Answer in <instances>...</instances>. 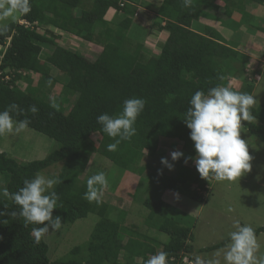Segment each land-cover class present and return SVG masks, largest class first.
I'll return each instance as SVG.
<instances>
[{
  "label": "trees",
  "instance_id": "16d2710c",
  "mask_svg": "<svg viewBox=\"0 0 264 264\" xmlns=\"http://www.w3.org/2000/svg\"><path fill=\"white\" fill-rule=\"evenodd\" d=\"M216 1L193 0L192 6L185 9L183 0H164L158 15L166 22L161 29L167 31L168 38L160 52L150 56L142 44L134 45L129 38L130 18L116 16L110 23L105 20L111 9L127 16L133 14L123 0H93L91 9L83 10L79 16L74 11L81 8V0H31V11L20 15L18 21L10 24V30L0 35V46L4 49L0 54V87L5 88L4 94H0V111L11 104L18 105L24 114L13 113L14 119H29L27 128L59 146L46 159L32 163H20L0 152V174L5 176V187L10 193L16 192L25 178L63 164L59 172L61 182L54 187L60 198L58 205L63 206L54 209L53 216L62 218V226L74 225L90 214L99 218L84 246L75 247L63 259L51 261L46 235L39 243L33 235V228L41 225L25 226L22 217L11 215L19 213L20 206L8 197H0V212L6 213L0 216V264H136V259L146 264L159 248L169 253L170 264H182L185 257L191 261L195 254L188 244L192 241L191 230L173 219L158 216L154 199L143 203L149 211L145 226L167 236L168 241L161 242L135 231H129L125 239L122 226L108 217L110 207L84 198L87 182L81 180V175L87 169L90 155L96 153L122 173L130 171L141 176L146 170L140 166L144 151H148L146 157L157 153L160 140L176 141L187 155L196 154L190 129L183 121L192 95L197 90L207 92L216 86H228L229 77L244 79L245 86L240 92L253 94V79L263 72L252 71V82L244 78L249 57L228 45L216 31L208 29L203 36L191 30L196 8L213 10ZM222 1L227 5L229 18L239 12L251 28L257 27V17L250 10L264 6V0H238L237 4ZM21 21L38 23L46 31L40 33L38 26L26 28ZM51 28L106 52L88 60L80 52L59 45L60 36L50 32ZM54 71L61 76H54ZM36 76L45 84L51 80L50 85L62 86L56 100L58 107H52L45 93L33 86L31 78ZM21 80L27 83L25 90L19 86ZM74 97L73 106L66 111ZM134 97L146 100L135 123L136 134L122 141L116 151H109L108 145L115 140L102 131L97 117L104 113L118 115L123 111V102ZM32 105L39 109L36 114L28 112ZM251 111L255 119L242 122L243 128L264 143V103ZM95 134L101 136V141L98 147H89ZM213 177L210 174L207 179L202 178L196 168L181 167L177 177H156L155 183L176 191L179 184L189 181L206 192ZM255 231L258 237L264 234V227ZM224 244L201 249L199 253L213 252Z\"/></svg>",
  "mask_w": 264,
  "mask_h": 264
},
{
  "label": "rangeland",
  "instance_id": "374dc122",
  "mask_svg": "<svg viewBox=\"0 0 264 264\" xmlns=\"http://www.w3.org/2000/svg\"><path fill=\"white\" fill-rule=\"evenodd\" d=\"M81 1L83 3L81 8L74 11L78 16L83 10H90L93 5V0ZM19 17L20 16L14 21L9 18L7 22L9 24L15 23L18 21ZM38 30L40 33H45L46 28L39 27ZM50 32L60 36L59 45L69 48L74 52H80L88 60H94L100 54L106 52V50L95 46V44L92 45L82 39L74 38L75 36L70 37V35L62 33L55 28H51ZM138 40L141 41L140 36ZM49 49L45 48V51L48 53L51 52V49ZM152 49L153 51H159L156 47ZM3 51V47L0 46V54H2ZM147 55L150 56V53H147ZM259 59L257 64L254 63L251 66V69L254 71L258 70L261 73L264 72L263 54ZM251 69H247L244 73V78L249 82H252ZM53 75L61 76V73H55L54 71ZM258 77H256V79L254 77L253 79L255 80L253 82V84H255V89L252 95H254L255 99L258 101L254 108H258L264 103V74L261 78L260 76ZM31 80L33 86L39 88L42 93H45L49 100L50 98H54L56 101L60 97L62 92L61 85L45 84L41 81L39 76L32 77ZM227 80L228 87L235 91H241L242 87L245 86L244 79L238 80L237 78L231 79V77H229ZM260 81L261 83H259ZM19 86L21 89L25 90L27 88V83L21 80ZM4 92L5 88L0 87V94L3 95ZM74 101L75 97L72 98L71 103L67 105L66 111L71 109ZM241 131V138L245 139L250 144L249 154L252 156L251 171L234 181H229L227 179L217 181L213 177L212 181L209 182V189L206 192H201L189 181L184 184H179L176 191L166 189L168 192H171L170 194L175 198L167 197L165 202L169 204L174 203L176 206L178 205V211L186 213L191 218L189 229L192 233V241H188V244L194 248L195 254L201 256L210 255L214 251L200 254L199 250L226 242L228 233L235 230L233 227L234 220H239L241 224L250 225L255 230L264 227V143L255 138L244 128H242ZM100 141L101 136L99 134L93 135L89 142V147H98ZM58 148L59 146L54 140L29 128H26L18 135L6 134L0 136V152L6 153L8 157L20 163L42 161L58 150ZM173 151L183 152L184 157L196 156V154L187 155L188 152L176 141H169L168 139L160 140L157 153L140 161V166L148 167V171L147 174L144 172L143 178L140 179L139 190L136 196L132 197L133 202L128 203L124 200L125 202H123V204L121 202L110 201L109 198L111 196L109 195L108 198L107 195L109 192L106 191L107 188H113L114 185L118 184L122 170L99 154L93 153L90 155L89 164L86 171L82 173L81 180L87 182L90 176L98 172H104L106 174L108 187L103 191L101 202L107 205L114 204L118 207L120 206L119 208L121 210H125L120 213L116 210L118 208L113 206V208L109 210L108 216L112 221L120 224L125 230V239H127L128 236H126V234L129 231H135L146 234L151 238H156L161 242L168 241L167 236L155 231H150L145 226L149 211L143 203L146 199H162V193H157L155 196L154 190H152V188H163L155 183L156 177L161 178L168 176L174 178L180 174L181 167H187L188 169L196 168L194 161L191 159L188 163H185L183 157L173 162L170 155ZM147 155L148 151H144V156ZM164 155H167L169 162L174 164L173 170L170 171L161 164L160 161ZM62 167L63 164L56 165L42 172V174L52 176L57 172L59 173ZM134 170L136 169L134 168ZM148 175H153V177L150 179ZM0 187H5V176L2 174H0ZM115 194L117 195L116 191ZM229 208L234 209V211L228 212ZM98 220L99 218L96 215L90 214L88 217L78 220L74 225L62 226L60 230L54 231L49 227V233L46 234L45 240L49 246L50 260L55 261L63 259L75 247L84 246L89 241ZM257 239L261 244V252H264V234L259 235ZM158 251H161V248H159ZM140 263L141 260L136 259V264Z\"/></svg>",
  "mask_w": 264,
  "mask_h": 264
},
{
  "label": "clouds",
  "instance_id": "9594fccd",
  "mask_svg": "<svg viewBox=\"0 0 264 264\" xmlns=\"http://www.w3.org/2000/svg\"><path fill=\"white\" fill-rule=\"evenodd\" d=\"M184 6L191 7L193 0H183ZM31 11V0H0V35L10 30L9 18L16 20L20 15ZM51 84V80L48 81ZM52 107H58L54 98H50ZM255 96L246 92L235 91L228 86H216L207 92L197 90L189 100V107L183 119L190 129V139L194 142L195 157H184L181 151H173V162L184 158L185 163L191 159L202 178L211 174L217 181H234L251 171L252 156L249 154V143L241 138L242 122H251L255 117L251 109L257 104ZM146 100L129 98L123 102V111L118 115L101 114L97 123L102 125V131L115 140L108 145L109 151H116L118 145L130 140L136 134L135 123L144 111ZM39 109L32 105L28 112L36 114ZM13 113L24 114L18 105L11 104L0 111V136L18 135L25 130L30 120H15ZM118 138V139H117ZM161 164L168 170H173L174 164L165 157ZM61 182L59 173L46 176L37 173L33 178H25L23 186L18 191L10 193L6 187H0V196L12 199L20 206L19 213L24 225H41L33 228L35 242L49 233V227L54 231L62 227V218L53 216L58 205L59 195L54 186ZM108 187V179L104 172H98L87 180V191L84 198L89 202L101 203L104 189ZM178 195V194H177ZM234 209L229 208L228 212ZM6 213L0 212V216ZM47 222V223H45ZM234 231H230L222 248L216 249L210 255L194 254L191 264H264V252L258 242L255 229L239 220L233 221ZM146 264H170L169 253L158 251L151 255Z\"/></svg>",
  "mask_w": 264,
  "mask_h": 264
},
{
  "label": "crops",
  "instance_id": "0c3cea01",
  "mask_svg": "<svg viewBox=\"0 0 264 264\" xmlns=\"http://www.w3.org/2000/svg\"><path fill=\"white\" fill-rule=\"evenodd\" d=\"M123 1H125L128 6L133 9V14L127 16L124 12L118 13L117 10L111 9L106 15V22L110 23L116 16L130 18L132 20V25L129 31V38L132 43L134 45L142 44L146 53L158 54L168 38L167 31L165 29H161L164 28L166 22L158 15V10L162 6L164 0ZM230 1L234 4H237L238 2V0ZM214 6L216 7L213 10L203 9L200 7L196 8L195 15L191 22V30L203 36L206 35L208 29L216 31L228 45L236 48L238 52H241L249 57L250 65L248 69H251V66L254 63L257 64L260 60L259 57H261L262 54L264 56V6H256L250 10L251 14L257 17L258 25L256 28H251V25L247 21L244 22L239 12H234L229 18L225 10L227 5L224 1L217 0ZM188 8L189 7H185V9ZM135 15H137V17ZM139 36L141 41L138 40ZM70 37H72V35H70ZM155 47L158 48L159 51H153L152 48ZM259 76L261 78L262 75ZM259 83H261V81ZM164 157L167 158V155H164ZM143 159H147V157L145 156ZM147 168L145 170L146 174L148 171ZM150 176L151 175H148V177ZM141 178H143V175L140 176L136 173L130 172L122 173L116 187L107 188L106 190L109 192L107 195L108 198L109 195L111 196L109 200L116 201L118 203L121 202L122 204L125 202L124 200L128 203L133 202L132 197H134L140 186ZM152 190H154L155 196L157 193H162V199L154 198L157 204L155 211L156 214L160 217L173 219L179 222L182 226L189 228L191 218L186 213H181L182 211L179 212L177 208L178 205L176 206L174 203L169 204L165 202L167 197H174L170 194L171 192H168L165 188H152ZM115 191L117 192V195L115 194ZM108 206L110 209H112L113 206L118 208L116 210L120 213L125 211L121 210L119 208L120 206L118 207L114 204H108Z\"/></svg>",
  "mask_w": 264,
  "mask_h": 264
},
{
  "label": "built area",
  "instance_id": "2783aa9c",
  "mask_svg": "<svg viewBox=\"0 0 264 264\" xmlns=\"http://www.w3.org/2000/svg\"><path fill=\"white\" fill-rule=\"evenodd\" d=\"M120 6L121 7H123V3H121L120 4ZM136 17H137V15H135ZM20 24L22 25V26H25L26 28H31V29H34L35 27H37L38 26V23H36V24H34V25H31L30 23H28L27 21H21L20 22ZM39 27V26H38ZM258 77V76H257ZM258 79H259V77H258ZM6 80H8V77L6 78ZM174 260H172V262H173ZM189 259H188V257H185L184 259H183V263L182 264H191V261H190V263H189Z\"/></svg>",
  "mask_w": 264,
  "mask_h": 264
}]
</instances>
